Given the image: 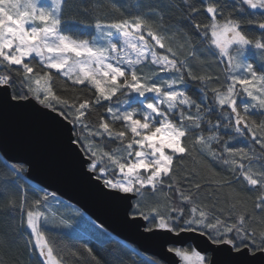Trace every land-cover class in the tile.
<instances>
[{
	"label": "snow or ice",
	"instance_id": "1",
	"mask_svg": "<svg viewBox=\"0 0 264 264\" xmlns=\"http://www.w3.org/2000/svg\"><path fill=\"white\" fill-rule=\"evenodd\" d=\"M68 3L0 0V107L35 101L45 109L50 122L66 129L89 179L123 201L132 220L148 221L146 231L168 234L175 264H215L200 250L177 246L193 234L234 254L236 264H264V119L253 118L257 111L264 116V0H139L129 17L79 22L93 33L67 26ZM110 6L121 11L115 0ZM202 15L208 22L198 19ZM249 25L258 37L248 34ZM250 47L258 67L243 59ZM201 55L225 63L223 85L208 72L196 74L192 62ZM59 80L64 86L57 90ZM190 81L199 98L186 87ZM217 108L222 111L213 121ZM197 158L233 180L202 181L197 170L184 167ZM6 167L13 179L0 191L8 194L9 184L21 189L18 204L8 200L21 215L18 225L0 231V252L21 228L29 230L25 243L36 264H73L65 249L79 264V252L46 235L55 194L32 187L36 198L29 205V189L20 183L24 164ZM225 188L232 189L226 208ZM242 192L254 194L251 207ZM60 226L70 225L61 218Z\"/></svg>",
	"mask_w": 264,
	"mask_h": 264
},
{
	"label": "trees",
	"instance_id": "2",
	"mask_svg": "<svg viewBox=\"0 0 264 264\" xmlns=\"http://www.w3.org/2000/svg\"><path fill=\"white\" fill-rule=\"evenodd\" d=\"M112 0H69L68 5L65 8V17L67 26L75 31H85L87 33H93L91 28H83L79 23L83 21L85 24L94 23L96 18L103 20L114 21L122 17H129L135 14L136 4L139 0H115V2L121 5V11L116 12L110 6ZM226 3H230L231 0H224ZM84 9H88L87 15L84 13ZM198 19L201 22H208L205 16H200ZM248 34L252 37L259 36V29L254 25L247 26ZM177 43L180 42V37H176ZM197 45L203 48V45ZM247 60L256 63L259 66L258 53L248 51ZM197 75L203 72H208L214 77H219L218 84L223 85L226 81L227 73L225 71V63L220 62L219 58H212L205 55H201V59L192 62ZM164 75V74H161ZM64 82L59 80L57 82V90L62 89ZM217 83H212L209 87H216ZM186 87L189 89L190 94L195 98H199V93L196 91L198 85L195 82H189ZM67 95H71L72 91L69 90ZM133 95V94H132ZM211 97V92L208 93ZM141 99V98H140ZM132 103V101H131ZM138 106V105H133ZM222 110L217 108V111L212 115V120L215 121L216 116ZM230 111V110H223ZM95 118V117H93ZM254 119H264V116H260L257 111L253 116ZM222 133L225 131L223 128L220 130ZM233 146H244L240 140L230 141ZM115 147V145H113ZM6 164H16L8 162L0 153V186L3 185L5 180L13 179L12 173L6 167ZM184 167L188 170L195 169L200 174L202 181L215 176L216 178L223 177L225 180H233V178L220 166L213 165L215 173H213L208 165L197 158V160L186 159L184 161ZM24 172L21 173L23 179L20 183L27 191L26 199L29 205L36 198V194L31 191L32 187L42 189L44 192L55 194V199L49 197V205L55 215L50 217V224L46 229V235L50 239L59 242L61 246H67V248L74 249L81 254L79 264H166L155 256H149L137 251L136 248L127 242L123 241L112 232L108 231L105 227L97 223L89 215H87L77 205L62 198L57 193L50 191L41 185L35 183L27 175V170L24 165ZM9 193L4 194L0 191V231L8 229L10 231L12 226L18 225L20 219V211L17 208L15 211L8 207V200L15 198L17 204L21 199V189L9 184ZM233 188L236 190L241 189V185L233 181ZM232 189L225 188L221 193V202L226 208L228 200V194ZM242 195L248 199V206L251 207V198L254 194L242 192ZM63 218L70 225L69 227L60 226V220ZM148 225V221H147ZM28 231L26 229L17 228V233H10L15 236L14 244L5 252H0V259L5 260V264H36V258L31 253V246L25 242L29 239ZM87 245L92 249V254L89 255L84 248ZM192 246L188 245V249ZM65 256L73 261L67 250L65 249ZM209 257V255H208Z\"/></svg>",
	"mask_w": 264,
	"mask_h": 264
},
{
	"label": "water",
	"instance_id": "3",
	"mask_svg": "<svg viewBox=\"0 0 264 264\" xmlns=\"http://www.w3.org/2000/svg\"><path fill=\"white\" fill-rule=\"evenodd\" d=\"M45 109L35 101L15 108L0 107V153L11 163L22 162L28 177L42 187L77 205L108 231L134 246L142 254L155 256L166 264H175L167 252L168 234L146 231L147 221L132 220L123 201L114 198L82 165L81 153L71 148L67 131L50 122ZM191 245L209 255L215 264H236L234 254L217 250L199 235L182 236L177 244Z\"/></svg>",
	"mask_w": 264,
	"mask_h": 264
},
{
	"label": "rangeland",
	"instance_id": "4",
	"mask_svg": "<svg viewBox=\"0 0 264 264\" xmlns=\"http://www.w3.org/2000/svg\"><path fill=\"white\" fill-rule=\"evenodd\" d=\"M248 51L257 53L253 48H251V47L248 48V49L246 50V52H245L244 57H243V59H244L245 61H248V60H247ZM132 96H133L134 99L136 98V97H135V94H133ZM141 99H142V98H141ZM241 99H243L245 102H250V98H248L246 95H245V96H242ZM129 103H131V100L129 101ZM137 107H138V106H137ZM185 248L188 249V246L185 247ZM188 250H189V251H193V250H195V249L192 247L191 249H188ZM206 256H208V255H206Z\"/></svg>",
	"mask_w": 264,
	"mask_h": 264
}]
</instances>
